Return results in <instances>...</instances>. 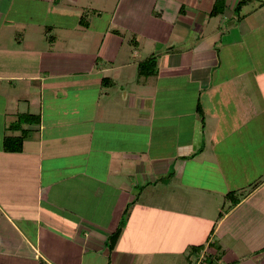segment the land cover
I'll use <instances>...</instances> for the list:
<instances>
[{"label": "crops", "instance_id": "0c3cea01", "mask_svg": "<svg viewBox=\"0 0 264 264\" xmlns=\"http://www.w3.org/2000/svg\"><path fill=\"white\" fill-rule=\"evenodd\" d=\"M214 1L0 0V264H264V72L217 60L242 34L223 31L218 18L234 16L211 15ZM128 45L135 60L120 57ZM146 46L157 72L139 77ZM20 113L40 123L5 151ZM86 123L96 150L70 137ZM96 124L138 127L146 147ZM204 161L210 186L194 182ZM229 191L242 195L224 211Z\"/></svg>", "mask_w": 264, "mask_h": 264}, {"label": "rangeland", "instance_id": "374dc122", "mask_svg": "<svg viewBox=\"0 0 264 264\" xmlns=\"http://www.w3.org/2000/svg\"><path fill=\"white\" fill-rule=\"evenodd\" d=\"M228 1V0H227ZM237 0H229L228 1V5L227 7L230 9V14L231 16H234L232 24L231 25V21H229L228 19V12H226V14H224V16H220L222 22L220 25V27H224L223 31H227L226 29H231V26H236L237 28L240 29V32L242 34L241 36V41L242 44L240 46H237L234 50V55H231L227 52H225L224 48L222 49V51L219 50V46H218V50H217V60L220 62V64H224V60L228 59V63L229 64H233V61H230V59H236L234 61V63L236 64V67H231V69H234L236 71L242 72L243 74L246 73L248 75L249 71L252 73H259L260 72H264V0H253L251 2H249L248 4H246L243 8L242 11L240 12V14L233 12L234 6L236 4ZM260 4H263L262 6H260ZM226 7V8H227ZM255 8V9H254ZM251 9H254V11L252 12H247ZM247 12V16L243 17L242 14ZM241 16V18H240ZM238 17V18H237ZM219 21V20H218ZM212 24L210 25V27H212L214 25V21L211 22ZM219 23V22H218ZM232 31V30H230ZM235 34L234 32L231 34H228L227 36H225V39L227 38H231L234 37ZM223 46V45H222ZM221 46V47H222ZM129 47V45H128ZM223 47H228V49L231 48V44L230 45H225ZM130 47L128 48L127 51L125 52H121L120 57L121 58H130L132 60H135L134 57L131 56V51L129 50ZM149 50V51H148ZM150 47L146 46L143 50H141V57H144L146 55L149 54L150 52ZM130 55V57H129ZM139 58V57H137ZM136 58V59H137ZM230 67H228L229 69ZM105 75H111V72H105ZM97 76V75H95ZM99 78L95 77V81L90 82L91 83V88L95 90V86L96 83L98 82ZM90 80H94L93 76H90ZM122 84H118L115 87L117 89H119L120 91L123 88V92L124 91H129L131 87V80L128 81V79H123ZM135 86V84H134ZM125 88V89H124ZM116 89V90H117ZM109 90V89H108ZM105 95L103 94L101 96V100L105 101L106 97H104ZM119 99H122L121 96H119ZM70 101V100H69ZM87 105V101L86 104ZM126 101L123 102L122 105V109L121 111H123V108H126ZM89 111L92 113V115L95 117V108H89ZM93 126H95V123H93ZM96 126L99 128L100 127V134H103L104 136L108 137V138H114L117 141H113V143L118 146H120L121 148H130L131 150H135L136 148H140V150H144V148L146 147V144L144 142V137L143 135H145L146 133H144L142 130H139L138 127H127V126H110L108 124L106 125H98L96 124ZM84 128H82V130L79 127H75L73 128L71 131L72 136H70L71 138H80L79 136L82 135L85 137L86 140H90L89 144L91 145L92 148H94L95 145V150L97 148V143H99V141L95 140V135L93 137L86 135L89 131H91L90 129V124L86 123V125L83 126ZM95 128V127H94ZM119 132L121 133V137L126 138L125 134L130 137L128 140L122 141L120 144V137H119ZM95 133V130H94ZM103 143V142H102ZM101 144V143H99ZM158 149H154L153 151H157ZM162 152L157 151V156H161V155H165L167 154L165 150L161 149ZM202 167L200 168L202 170L201 177H196L195 179V183L197 185H205V186H210L207 184L208 180L207 176L205 174H209L207 171L210 172L211 168L207 167V162H202ZM219 181H217L215 184L217 186V188H215V190H219V188H224V187H220V179H218ZM212 185H214V183H212ZM198 187V186H196ZM199 188V187H198ZM195 188V191H198L199 189ZM211 188V187H210ZM213 189V188H212ZM201 191H203L202 189H200ZM224 190V189H223ZM208 193L209 191L206 190ZM205 191V192H206ZM196 199H200L199 197H193ZM201 200V199H200ZM225 201V200H224ZM223 200H221V204L224 205V211H227L229 209V199L226 198V202H224ZM201 202V201H199Z\"/></svg>", "mask_w": 264, "mask_h": 264}, {"label": "trees", "instance_id": "16d2710c", "mask_svg": "<svg viewBox=\"0 0 264 264\" xmlns=\"http://www.w3.org/2000/svg\"><path fill=\"white\" fill-rule=\"evenodd\" d=\"M253 0H238L234 10L239 14L242 7L245 6L246 4H248L249 2H251ZM227 7V0H215L212 10L210 12L211 15H218L221 14L225 11ZM157 72V55L155 53H152L148 56H146L145 58L141 59L138 62V76H152L154 74H156ZM106 80H109L108 78H103V83L106 82ZM197 111L199 112L202 120H203V111L201 110V106L200 104L197 107ZM40 115L39 114H34V113H20L17 116V119L15 121H13L9 126L8 129L10 130H20V134L19 135H5L3 138V149L5 151H9V152H20L23 149V145H24V141L25 138L29 135L31 129L30 128H23L24 124H28V125H36L40 123ZM258 182H254L252 185H256ZM242 195V193H240V195L236 194V191H229L225 198L229 199V202L232 204H235L240 196ZM134 205V202H130L129 204H127L126 208L124 209L121 219L116 227V229L109 234V236L107 237L106 240V245L109 249V252H111L114 248L115 245L119 239V237L121 236L123 229L125 228L127 221L129 219L130 216V212H131V208ZM222 215V212H220L219 217ZM202 246H198L197 249H201ZM211 257V256H210ZM211 260V258L208 257V260ZM110 262V258H109V263Z\"/></svg>", "mask_w": 264, "mask_h": 264}]
</instances>
